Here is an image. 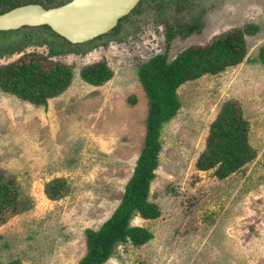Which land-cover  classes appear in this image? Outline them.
I'll use <instances>...</instances> for the list:
<instances>
[{
	"label": "rangeland",
	"instance_id": "obj_1",
	"mask_svg": "<svg viewBox=\"0 0 264 264\" xmlns=\"http://www.w3.org/2000/svg\"><path fill=\"white\" fill-rule=\"evenodd\" d=\"M122 20L121 41L103 37L72 46L81 55L49 59L72 68L74 78L47 104L0 86V191L10 189L25 209L0 222V264H78L88 250L86 231L100 229L121 203L145 142L149 100L140 65L159 53L173 60L236 31L244 60L178 89L181 107L164 126L148 198L161 215L130 220L153 237L118 245L105 264H264V0H146ZM197 21L201 29L168 44V27ZM31 28H21L33 34L24 52L48 56L49 46L39 42L58 45L59 38ZM22 38L12 35L0 49ZM25 53L0 57V68ZM96 63L113 71L109 81L81 78ZM230 102L248 123L256 157L222 179L217 167L200 170L196 163Z\"/></svg>",
	"mask_w": 264,
	"mask_h": 264
},
{
	"label": "trees",
	"instance_id": "obj_2",
	"mask_svg": "<svg viewBox=\"0 0 264 264\" xmlns=\"http://www.w3.org/2000/svg\"><path fill=\"white\" fill-rule=\"evenodd\" d=\"M146 1V0H144ZM138 4L134 12L144 2ZM41 4L46 8L60 6L61 0H0V14L27 4ZM133 12V11H132ZM121 21H123L121 19ZM119 25L106 35L87 43L92 44L101 38L118 39ZM32 29L31 27H23ZM34 28V27H33ZM201 29L199 21L193 25L181 23L168 27L166 41L168 44L180 35L187 38ZM0 31V45L12 35H23L21 43L12 44L0 49V57L6 54L25 53L33 37L31 32ZM37 31H47L59 38L58 45L44 39L39 44L49 46L48 56L25 53L20 59L0 68V86L17 97L35 105L47 104L48 100L57 97L68 89L74 78V71L67 65L50 62L49 59L63 53L82 54L63 37L53 32L48 26H39ZM84 44V43H83ZM107 44V42H105ZM66 45H69L66 47ZM76 46V47H72ZM247 55L242 32L227 33L217 37L205 47L189 48L175 59L169 60L167 53L156 54L140 65L139 79L149 100L147 133L143 148L136 162L134 172L125 186L121 203L112 216L98 230L86 231L87 254L78 264H105L115 254V248L130 242L141 246L153 236L147 229L131 227L130 220L135 213L143 219H154L161 215L157 205L148 201L152 180L159 167V154L162 150L161 136L164 126L178 113L181 103L178 89L184 83L199 79L206 74H218L231 66L241 63ZM81 78L86 82L99 85L113 77V71L106 63H96L81 70ZM255 153L248 146V123L242 118L235 102L227 103L217 120L211 125L206 150L199 157L196 166L200 170L217 167L216 173L224 179L249 161L255 159ZM9 186V185H8ZM9 199L7 202L3 196ZM4 201V202H3ZM20 199L6 189L0 191V222L25 210Z\"/></svg>",
	"mask_w": 264,
	"mask_h": 264
},
{
	"label": "water",
	"instance_id": "obj_3",
	"mask_svg": "<svg viewBox=\"0 0 264 264\" xmlns=\"http://www.w3.org/2000/svg\"><path fill=\"white\" fill-rule=\"evenodd\" d=\"M144 0H70L56 7L27 4L0 14V31L48 26L71 44H83L114 30Z\"/></svg>",
	"mask_w": 264,
	"mask_h": 264
},
{
	"label": "flooded vegetation",
	"instance_id": "obj_4",
	"mask_svg": "<svg viewBox=\"0 0 264 264\" xmlns=\"http://www.w3.org/2000/svg\"><path fill=\"white\" fill-rule=\"evenodd\" d=\"M121 21V20H120ZM119 25V24H118ZM14 31V30H13Z\"/></svg>",
	"mask_w": 264,
	"mask_h": 264
}]
</instances>
